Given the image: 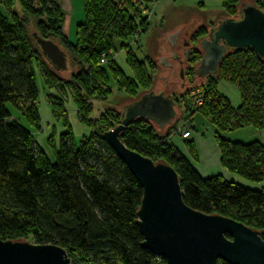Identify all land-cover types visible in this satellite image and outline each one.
<instances>
[{
  "label": "trees",
  "instance_id": "obj_1",
  "mask_svg": "<svg viewBox=\"0 0 264 264\" xmlns=\"http://www.w3.org/2000/svg\"><path fill=\"white\" fill-rule=\"evenodd\" d=\"M142 1L148 6L158 0ZM216 1L226 18H239L244 0ZM253 4L264 11V0H253ZM204 5L198 4L199 8ZM83 9L85 20L76 27L73 43L64 33L66 17L60 0H0V239L59 246L72 264H166L142 248L137 213L143 190L103 141L106 130L92 131L78 147L71 131L62 134L52 160L7 109L13 105L33 129H39L36 66L47 88L71 91L82 124H87L92 102L111 95V85L131 101L152 90L155 67L150 61H140L130 46L134 37L150 30L134 0H83ZM35 35L64 51L69 79L44 58ZM202 36L203 32L197 35ZM118 45L126 52L132 76L115 61ZM201 58L199 52L190 57L194 77ZM218 82L239 89L238 108L218 94ZM197 88L204 94V104L194 111L186 104L182 114L191 118L198 114L210 123L221 165L230 174L264 182V145L231 142L223 136L247 128L264 132V61L250 50L228 54L215 77L189 92ZM53 111L67 124L62 99ZM120 122V113L111 114L106 126L114 129ZM178 124L160 130L138 120L121 134V140L154 163L171 166L188 207L242 223L264 240V190L249 189L221 176L203 179L171 143ZM185 146L198 162L194 143L185 141Z\"/></svg>",
  "mask_w": 264,
  "mask_h": 264
},
{
  "label": "water",
  "instance_id": "obj_2",
  "mask_svg": "<svg viewBox=\"0 0 264 264\" xmlns=\"http://www.w3.org/2000/svg\"><path fill=\"white\" fill-rule=\"evenodd\" d=\"M239 18H226L200 42L203 56L196 68L199 79L215 77L228 54L253 51L264 61V11L241 3ZM175 35L173 38L176 39ZM44 58L58 72L68 69L67 57L56 43L35 35ZM176 40L172 42L174 47ZM121 122L102 135L103 141L128 167L143 190L137 213L142 248L166 264H264V240L258 231L220 215L188 207L176 171L154 163L126 147L121 134L138 120L160 130L178 117L171 95L154 89L122 107ZM0 264H72L63 248L0 239Z\"/></svg>",
  "mask_w": 264,
  "mask_h": 264
},
{
  "label": "rangeland",
  "instance_id": "obj_3",
  "mask_svg": "<svg viewBox=\"0 0 264 264\" xmlns=\"http://www.w3.org/2000/svg\"><path fill=\"white\" fill-rule=\"evenodd\" d=\"M251 1L253 0H244V3L249 4ZM200 2H204L205 5L203 8H199L198 4ZM65 4H67L66 1ZM71 4L73 8V16H75L76 12L79 11V15L83 16L84 21L83 0H72ZM149 6L151 9V16L149 19L150 30L147 34H142L140 37H134L136 39H133L130 42V46L140 61H150L154 65L156 71V75H154L156 78V89H162L163 82L167 80L168 74L164 70H160L157 65V61L167 52V39L171 32H174V30L184 24H188L190 22L192 23L193 20L204 17V15L200 14L199 12L197 15L195 14V11L198 10V8L206 9V13L210 18L213 17L214 14L217 15L222 13L223 9L221 3L216 0H158ZM19 9L20 6L18 5L17 10ZM68 26L69 24L67 23L66 30L69 29ZM76 26L77 22L75 18L71 34L68 32L67 35L69 40L73 43L76 41ZM114 58L117 65L128 76H132L126 64V52L125 50H122V47L119 45L117 46ZM34 70L36 73V86L39 90L38 111L41 118L39 129H33L13 105L8 104L7 109L11 113L14 121L19 122L23 127L32 132L36 147L49 155L52 160L54 159V149H59V139L62 134L71 131L76 147H78L83 139L90 137L92 131L100 132L101 129L102 131L112 130L111 126H106L111 114L120 113L122 111V107L131 102V100L126 97V95L118 92L117 88L114 85H111V95L105 100L101 99L93 101L92 113L88 117L87 124H82L79 117V111L77 110L73 101L71 91L69 89L62 91L61 89L47 88L41 71L37 68V66L34 68ZM158 72L159 74L157 75ZM61 73H63L62 77L66 80L70 78L69 71ZM204 82L205 81L198 82L196 87H200L202 84H204ZM217 92L220 96L225 97L233 108H238L240 106L241 95L237 87L226 82H218ZM200 97L204 98L202 90L198 88L194 89V91L189 92L187 97L184 99L185 102L183 103V106H180V111L178 113V126L185 125V130H183L182 133L180 135L178 134L177 136H180L182 139H184L183 133H185V131L193 130L194 126L197 127L196 129H199V131L214 132V129L210 123L200 117L198 114L194 115L192 118L182 114L186 104L191 106L192 111L201 107L196 105V100H198ZM61 99L64 102V110L67 115V124H64L65 118H59L57 116L58 114L53 111V105H55L57 101L59 102ZM223 136L225 139L231 142L249 144L258 141L264 145V132L257 131L255 129L247 128L236 132L226 133ZM235 180L238 184H241L249 189L259 191L264 190V182H253L239 176H235ZM26 241L32 244L30 239H26Z\"/></svg>",
  "mask_w": 264,
  "mask_h": 264
},
{
  "label": "flooded vegetation",
  "instance_id": "obj_4",
  "mask_svg": "<svg viewBox=\"0 0 264 264\" xmlns=\"http://www.w3.org/2000/svg\"><path fill=\"white\" fill-rule=\"evenodd\" d=\"M250 3H253V1ZM198 12L204 15V17L193 20L192 23L190 22L188 24L182 25L181 27L174 30V32H171L167 39V52L157 61V65L160 70H164L168 74L167 80L163 82L162 89H156V78L154 76V85L152 89L158 93L163 92L166 95H171L176 102V109L178 113L180 111V106H183V101L187 97L189 91H191V89L198 82H203L210 78L207 77L204 79H199L197 76L194 77L191 75V55L193 53L199 52L201 56H203L200 42L203 39L208 38L211 29L217 27L219 21L226 19L224 12L217 15L214 14V16L211 18L206 13V9L198 8V10L195 11V14L197 15ZM201 32L204 33V36L197 37V35ZM175 35H177L175 39L176 44L173 47L172 42L175 41L173 38ZM158 74L159 72L157 75ZM176 121H179L178 117Z\"/></svg>",
  "mask_w": 264,
  "mask_h": 264
},
{
  "label": "crops",
  "instance_id": "obj_5",
  "mask_svg": "<svg viewBox=\"0 0 264 264\" xmlns=\"http://www.w3.org/2000/svg\"><path fill=\"white\" fill-rule=\"evenodd\" d=\"M61 6L64 11L66 21L64 26V33L67 36L68 32L71 34L74 19L76 18L77 26L82 24L83 16L79 15V11L73 16L72 0H60ZM66 3L68 4H65ZM119 2L120 0H113ZM70 10V11H69ZM78 13V14H77ZM84 15V12H83ZM69 20V22H68ZM85 20V17H84ZM67 23L69 24L68 30H66ZM76 26V27H77ZM76 30V28H75ZM69 38V37H68ZM194 126V131L191 130V136L189 139L184 140L180 136H173L171 138V143L177 148V150L188 159L194 169L203 179H209L216 176H221L229 182H236L235 176L230 174L226 169H224L220 163L221 154L217 147L214 138L213 131H199ZM185 141L193 142L199 157V161L195 162L185 146Z\"/></svg>",
  "mask_w": 264,
  "mask_h": 264
},
{
  "label": "built area",
  "instance_id": "obj_6",
  "mask_svg": "<svg viewBox=\"0 0 264 264\" xmlns=\"http://www.w3.org/2000/svg\"><path fill=\"white\" fill-rule=\"evenodd\" d=\"M134 4L136 6V8L138 9L139 12L142 13L143 17L146 18L149 22L150 16H151V9L150 6L145 5L144 2L142 0H134ZM103 63H105V61H103ZM204 98L200 97L198 98V100H196V105L197 106H202L204 104ZM185 130V125H181L178 126L176 129V132L174 133V136L176 134H181L182 131ZM185 134V135H184ZM191 136V132L190 131H185V133H183V138L184 139H189V137Z\"/></svg>",
  "mask_w": 264,
  "mask_h": 264
},
{
  "label": "bare ground",
  "instance_id": "obj_7",
  "mask_svg": "<svg viewBox=\"0 0 264 264\" xmlns=\"http://www.w3.org/2000/svg\"><path fill=\"white\" fill-rule=\"evenodd\" d=\"M190 138V137H189Z\"/></svg>",
  "mask_w": 264,
  "mask_h": 264
}]
</instances>
